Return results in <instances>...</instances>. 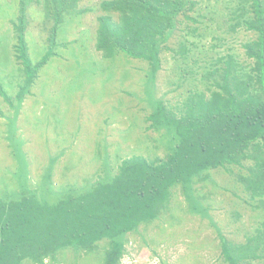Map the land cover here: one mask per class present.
Listing matches in <instances>:
<instances>
[{
	"label": "rangeland",
	"instance_id": "obj_1",
	"mask_svg": "<svg viewBox=\"0 0 264 264\" xmlns=\"http://www.w3.org/2000/svg\"><path fill=\"white\" fill-rule=\"evenodd\" d=\"M111 1L0 0V198L28 190L57 203L112 180L132 157L163 159L179 141L188 93L211 98L225 95L227 85L235 97L237 89L249 90L255 61L244 44L258 34L242 20L247 10L253 18L252 0H182L172 25H161L152 63L98 49L99 18L119 17L103 10ZM21 15L32 68L49 56L31 76L15 49ZM154 62L160 69L151 78ZM244 155L194 179L198 206L172 188L156 218L124 236L120 264H229L223 238L238 264H264V185L253 180L255 164L264 166V141L254 140ZM34 160L39 166L29 172ZM109 245L65 247L22 264H105Z\"/></svg>",
	"mask_w": 264,
	"mask_h": 264
},
{
	"label": "trees",
	"instance_id": "obj_2",
	"mask_svg": "<svg viewBox=\"0 0 264 264\" xmlns=\"http://www.w3.org/2000/svg\"><path fill=\"white\" fill-rule=\"evenodd\" d=\"M252 1L253 18L248 17L247 10V18L242 20L247 28L258 34L257 40L244 44L255 61L254 82L248 86L249 90L237 89L235 97L227 85L222 86L225 95L212 92L211 98H204L198 90L188 93L183 101L187 116L179 119V141L163 159L149 162L132 157L120 165L112 180L70 193L57 203L42 202L28 190L27 194L21 191L16 199L0 198V264H22L26 259L36 263L65 247L91 250L104 239L110 242L105 264H120L124 236L156 218L172 188L180 186L189 206L194 207V202L198 206L191 195L196 177L209 169H227L230 164H239L254 140L264 141V3ZM182 3V0L107 3L103 10H116L119 17L104 15L99 18L98 49L105 57L122 52L152 63L157 53L155 43L162 40L158 37L166 31L161 25H172V17ZM23 18L21 15L19 25L14 26L18 34L15 49L25 64V75L31 76L46 64L49 56L42 57L32 68L26 54ZM154 29H158L156 34ZM159 69L158 62H154L150 77L154 78ZM158 116L153 115L155 123ZM165 117L159 123L166 121ZM185 122L188 126H183ZM39 163L33 161L36 167ZM255 168L257 171L260 168L259 175H253L260 188L264 185V166L256 163ZM23 185L20 183L19 187ZM222 253L229 264H238L224 238Z\"/></svg>",
	"mask_w": 264,
	"mask_h": 264
},
{
	"label": "crops",
	"instance_id": "obj_3",
	"mask_svg": "<svg viewBox=\"0 0 264 264\" xmlns=\"http://www.w3.org/2000/svg\"><path fill=\"white\" fill-rule=\"evenodd\" d=\"M48 96L50 97V96H52L53 94L52 93H50V90L48 91ZM51 98V97H50ZM52 99V98H51ZM53 100V99H52ZM31 166V168L29 169V172H30V170H32V169H34V164H33V162L31 163L30 162V164H29V167ZM37 168V167H36ZM35 171H36V169H35Z\"/></svg>",
	"mask_w": 264,
	"mask_h": 264
}]
</instances>
